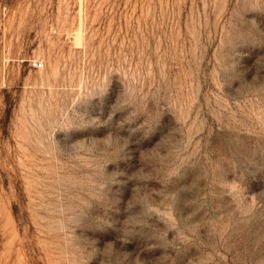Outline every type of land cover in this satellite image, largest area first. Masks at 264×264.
I'll return each mask as SVG.
<instances>
[{"label":"rangeland","instance_id":"rangeland-1","mask_svg":"<svg viewBox=\"0 0 264 264\" xmlns=\"http://www.w3.org/2000/svg\"><path fill=\"white\" fill-rule=\"evenodd\" d=\"M0 264H264V0H0Z\"/></svg>","mask_w":264,"mask_h":264},{"label":"built area","instance_id":"built-area-1","mask_svg":"<svg viewBox=\"0 0 264 264\" xmlns=\"http://www.w3.org/2000/svg\"><path fill=\"white\" fill-rule=\"evenodd\" d=\"M34 65L37 66V67H41L42 66V62L39 61V60H35L34 61Z\"/></svg>","mask_w":264,"mask_h":264}]
</instances>
